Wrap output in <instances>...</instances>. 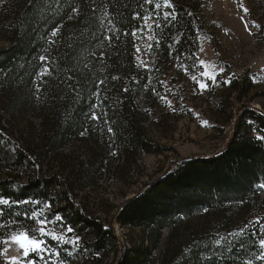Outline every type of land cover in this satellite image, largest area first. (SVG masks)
Wrapping results in <instances>:
<instances>
[{
  "label": "trees",
  "instance_id": "obj_1",
  "mask_svg": "<svg viewBox=\"0 0 264 264\" xmlns=\"http://www.w3.org/2000/svg\"><path fill=\"white\" fill-rule=\"evenodd\" d=\"M170 3L174 13L163 0H0V38L9 43L0 49V93L7 111L31 103L40 112L36 140L15 141L0 125V195L50 201L49 220L59 213L64 225L49 223L47 229L59 235L73 228L66 237H79L76 247L44 237L61 253L58 259L46 255L50 264H106L118 251V264H264V140L257 139L264 137V114L253 106L237 108L221 150L177 159L109 219L93 213L81 196L112 160L121 167L136 164L140 154L164 152L143 132L136 99L148 92L150 73L136 58L132 31L145 33L143 17L151 13L155 50L191 60L200 38L209 35L205 0ZM164 12L175 19L164 20ZM135 13L141 19L134 20ZM45 68L48 74L41 75ZM229 84L238 99L252 87L246 74ZM93 111L99 121L91 120ZM56 156L51 169L48 159ZM26 208L41 210L22 205L16 211ZM11 218L9 210L0 223ZM114 223L139 230L140 239L124 248ZM20 228L38 232L35 221L20 215L15 227L0 229V240Z\"/></svg>",
  "mask_w": 264,
  "mask_h": 264
},
{
  "label": "rangeland",
  "instance_id": "obj_2",
  "mask_svg": "<svg viewBox=\"0 0 264 264\" xmlns=\"http://www.w3.org/2000/svg\"><path fill=\"white\" fill-rule=\"evenodd\" d=\"M205 1L203 18L209 35L200 38L199 51L192 60L160 55L147 27L145 33L137 34L136 48L140 51H136V58L150 73L148 92L136 99L140 120L145 137L161 146L164 152L140 154L134 165L120 167L116 159L112 160L95 184L83 190L81 196L86 205L101 218L115 215L119 206L139 192L144 183L159 177L177 159L206 157L221 150L231 136L239 106H253L264 114V0ZM253 22L259 27H254ZM148 24L152 25L153 20L149 19ZM8 45L0 38V49ZM205 72L219 73L216 82L207 80ZM244 74L250 77L252 87L238 99L237 92L223 81L233 78L239 81ZM198 81H206L209 86L201 90ZM6 106L0 93V125L9 131L11 139L36 140L39 109L31 103L22 110L7 111ZM82 151L77 150L79 154ZM56 158L48 159L49 168L54 169ZM261 212L264 214V208ZM195 219L192 223L198 221ZM113 228L124 248L141 237L137 229L117 223ZM166 233L163 230V237ZM4 248L8 251L1 254L0 264H11V256L23 259L16 245L4 244ZM162 248L161 245L153 252L154 257H159ZM121 256L122 251H118L105 263L118 264Z\"/></svg>",
  "mask_w": 264,
  "mask_h": 264
},
{
  "label": "snow or ice",
  "instance_id": "obj_3",
  "mask_svg": "<svg viewBox=\"0 0 264 264\" xmlns=\"http://www.w3.org/2000/svg\"><path fill=\"white\" fill-rule=\"evenodd\" d=\"M146 3H152V0H146ZM164 6L169 7L173 9V13L175 12V5L170 3V0H163ZM155 9L159 10L161 5L160 3H156L154 5ZM245 12H247V9H244ZM173 13L164 12L163 18L164 20H168L169 16H172L173 19H175V15ZM134 20L141 19L140 13H135L133 15ZM149 19H151V13L143 17L144 23L141 25V31L144 27H147L151 29L152 25L148 24ZM157 20H159V12L157 11ZM254 27H259V25H256L255 22H253ZM156 27H160V24L157 23ZM245 27H247V24H245ZM57 33L56 31H53L52 35L55 36ZM127 34V33H126ZM137 31L134 29L132 31V36L136 37ZM111 36H106L105 39L111 40ZM149 40L152 39L151 36L148 37ZM157 44H159V41H157ZM151 47L150 45L148 46ZM136 51L139 52V47L136 48ZM41 61L45 60V57H40ZM138 59V58H137ZM142 63V62H141ZM203 64V61H201ZM223 69H220V72H222ZM48 74V69L45 68L41 75ZM219 75V73L211 74L209 72H205L204 76L207 78V80H211L213 83L216 82V76ZM113 79H116L115 77ZM195 79V78H194ZM101 84H103V81H100ZM223 83H231V80H225ZM198 87L201 90L206 89L209 85L205 82H197ZM124 91H127V89H124ZM100 105H94V108H99ZM91 120L93 121H99L101 119L100 115H97L96 111H93L90 116ZM206 123V122H205ZM108 131H111V128L108 129ZM83 134V133H82ZM257 139L264 140V137H257ZM16 187H22V186H16ZM261 188H264V185L260 186ZM41 206L40 211H36L30 208H26L23 213H20L16 211L20 208V206ZM9 210L12 211V217L9 219V221L5 223H0V229L6 228V227H15L16 226V217L22 215L26 220L29 221H35L38 225V232L36 230H32L34 234L30 235V230L27 228H20L17 231H12L9 235H6V237L2 240H0V243H3L5 245H8V247H11L12 244L16 245L18 249L22 252L21 259L18 256H11L9 258L11 264H37L38 260L43 261V264H50L49 260L45 259V256L52 258H59L60 257V251L58 249L51 248L48 244V241L44 239V237H50L52 240L57 241L58 244L66 245L71 243L74 247L78 246L79 244V237H75L74 239H68L66 237V233H72L73 228L68 225L65 228V234H57L55 232L49 231L47 229V225L49 223H59L60 225H64V218L59 214L55 213L51 220H49L47 213L51 211V202H43L40 200L32 199V198H25L22 200H16L12 197H6L4 195H0V220H3L5 213ZM256 223H259V220L256 221ZM244 229L241 228L240 232L243 233ZM220 240H217L216 243H220ZM262 248H264V239L259 241ZM8 251V248H4L2 251H0V254L6 253ZM34 257V258H30ZM51 264H56L55 260L51 261ZM60 264H63V261H60Z\"/></svg>",
  "mask_w": 264,
  "mask_h": 264
}]
</instances>
